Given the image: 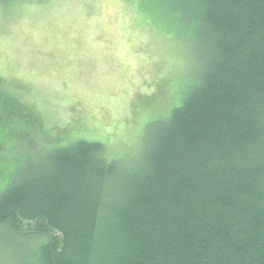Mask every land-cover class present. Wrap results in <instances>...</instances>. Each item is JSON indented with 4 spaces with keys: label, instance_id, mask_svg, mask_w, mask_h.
Segmentation results:
<instances>
[{
    "label": "trees",
    "instance_id": "1",
    "mask_svg": "<svg viewBox=\"0 0 264 264\" xmlns=\"http://www.w3.org/2000/svg\"><path fill=\"white\" fill-rule=\"evenodd\" d=\"M141 1L193 46L182 105L133 163L87 140L15 169L0 156V227L48 237L35 264H264V0Z\"/></svg>",
    "mask_w": 264,
    "mask_h": 264
},
{
    "label": "rangeland",
    "instance_id": "2",
    "mask_svg": "<svg viewBox=\"0 0 264 264\" xmlns=\"http://www.w3.org/2000/svg\"><path fill=\"white\" fill-rule=\"evenodd\" d=\"M142 3L0 0V123L9 134L0 156L9 167L78 140L104 143L111 159L140 158L148 129L182 105L199 67L192 44L165 23L153 27ZM21 230L0 227V264H35L48 237Z\"/></svg>",
    "mask_w": 264,
    "mask_h": 264
}]
</instances>
